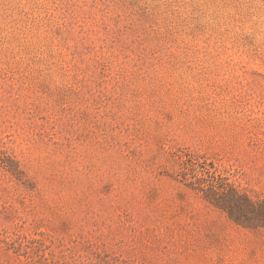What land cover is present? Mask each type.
Listing matches in <instances>:
<instances>
[{"label":"rangeland","instance_id":"obj_1","mask_svg":"<svg viewBox=\"0 0 264 264\" xmlns=\"http://www.w3.org/2000/svg\"><path fill=\"white\" fill-rule=\"evenodd\" d=\"M264 0H0V264H264Z\"/></svg>","mask_w":264,"mask_h":264},{"label":"trees","instance_id":"obj_2","mask_svg":"<svg viewBox=\"0 0 264 264\" xmlns=\"http://www.w3.org/2000/svg\"><path fill=\"white\" fill-rule=\"evenodd\" d=\"M216 189L210 185L205 197L214 205L225 211L229 218L242 224L245 221L254 220L256 225L264 227V203L256 202L244 194H239L235 189ZM245 220V221H243Z\"/></svg>","mask_w":264,"mask_h":264}]
</instances>
